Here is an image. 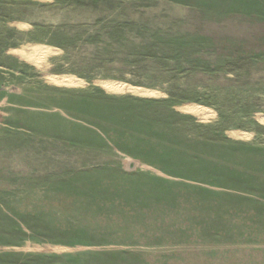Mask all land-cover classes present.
Here are the masks:
<instances>
[{"label": "rangeland", "instance_id": "rangeland-1", "mask_svg": "<svg viewBox=\"0 0 264 264\" xmlns=\"http://www.w3.org/2000/svg\"><path fill=\"white\" fill-rule=\"evenodd\" d=\"M0 136V264H264V0H0Z\"/></svg>", "mask_w": 264, "mask_h": 264}, {"label": "crops", "instance_id": "crops-1", "mask_svg": "<svg viewBox=\"0 0 264 264\" xmlns=\"http://www.w3.org/2000/svg\"><path fill=\"white\" fill-rule=\"evenodd\" d=\"M19 140H23V144H25L24 147L21 148H17L14 147V144H19ZM73 142H70V144ZM43 141H41V137H31V138H24V139H20V138H13V137H9V136H0V172L2 173V180H4V176L6 177H10L11 173L9 172L10 168L13 167L15 165V163L13 162V160H11L9 157L5 156L6 153H8L9 151H15V150H23V151H29L32 150L35 154L38 153H43V152H48V153H55L58 149L57 146L55 145H50L47 143V145L43 146ZM65 147H62L63 150L65 149L66 151L68 150H72L71 146H68V142L64 143ZM42 160H44V163L46 164L45 167L47 166H54V168H57V158H53V159H48V157L45 158H38V160L36 161L35 159L33 160H29L28 158L25 159V166L33 168V167H39L42 168ZM53 160V161H51ZM52 163V164H51ZM71 165V164H69ZM73 166V165H72ZM65 167H67V162L65 163ZM47 172V171H46ZM107 174H113V175H117V176H122V172L120 169L116 168L115 170H109L106 172ZM49 174V172L47 173ZM67 174V173H66ZM126 185H124L123 187L121 186V191H130V186L129 185L127 188H125ZM118 191H120L119 188H117Z\"/></svg>", "mask_w": 264, "mask_h": 264}, {"label": "bare ground", "instance_id": "bare-ground-1", "mask_svg": "<svg viewBox=\"0 0 264 264\" xmlns=\"http://www.w3.org/2000/svg\"><path fill=\"white\" fill-rule=\"evenodd\" d=\"M120 87H121V86H120ZM120 87H117V88H116L115 86H112V88H115V89H120Z\"/></svg>", "mask_w": 264, "mask_h": 264}]
</instances>
